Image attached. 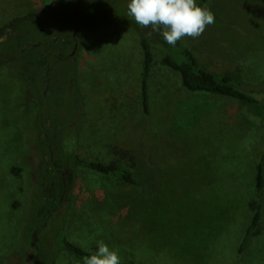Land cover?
Wrapping results in <instances>:
<instances>
[{
  "label": "rangeland",
  "instance_id": "rangeland-1",
  "mask_svg": "<svg viewBox=\"0 0 264 264\" xmlns=\"http://www.w3.org/2000/svg\"><path fill=\"white\" fill-rule=\"evenodd\" d=\"M52 1L0 0V7L5 5L0 20ZM109 1L112 12L144 31L127 15L129 0ZM204 6L214 13L215 23L197 39L183 38V44L207 70L234 73L248 91L263 98L264 0H209ZM64 22L74 29L73 20L64 14L54 25ZM45 30L48 27L34 26L31 35ZM96 30L98 52L91 65L88 51L69 41L64 50L78 68L72 58L57 60L47 79L46 96L45 73L37 72L44 99L31 97L30 85L15 81L13 71L0 79V256L8 257L7 264H21L23 228L36 210L45 209L42 264H84L66 250L53 248L63 234L91 253L103 240L117 250L120 264H148L143 256L151 254L133 255L125 247L124 229L107 222L122 218L145 233L134 232V240L146 241L159 264H264V216L261 234L243 254L238 252L253 216L249 202L256 197L261 153L252 162L249 158L261 148L252 142V152L249 143L243 148L242 138L212 123L225 110L229 122L248 123L254 132L263 124L262 118L244 102L187 92L180 75L161 63L160 50L182 61L180 47L155 35L151 37L157 56L149 83L150 114H146L139 87L144 60L140 34L118 18L102 21ZM85 64L98 78L91 85L90 99L81 81H90L83 71ZM120 77L135 86L128 87ZM100 80H105V92L118 108L100 90ZM101 114L107 117V129L108 125L111 132L114 128L112 136L119 131L118 139L106 140L101 147L84 143L85 123L91 119L90 129L98 132ZM109 115L115 121H108ZM99 139L105 140L101 135ZM67 153L92 161L118 160L133 171L139 185L75 167L73 161H66ZM14 166L23 168L20 175L12 173ZM35 255L30 248L27 264L34 263Z\"/></svg>",
  "mask_w": 264,
  "mask_h": 264
},
{
  "label": "trees",
  "instance_id": "trees-1",
  "mask_svg": "<svg viewBox=\"0 0 264 264\" xmlns=\"http://www.w3.org/2000/svg\"><path fill=\"white\" fill-rule=\"evenodd\" d=\"M209 0H197V3L204 6ZM109 0H53L49 6H41L37 4L33 7L28 8V10L18 17H8L6 14L5 17L0 20V79L7 77L5 73L15 72L17 78L14 80L18 83H28L30 89L33 92L35 98L46 96L47 83L50 71L53 66L57 63V60L61 58H72L73 56L65 52V48L69 41H73V46L83 50H87L88 54L86 57L88 63L95 59L98 52V39L96 38L97 28L102 24V21H108L111 19H119L129 30L138 32L141 37V47L144 53L143 68L140 81V92L142 98L143 109L146 114H150V80L153 73V69L156 63L157 53L154 48L152 37L146 35L147 32L151 31L150 28H143L144 31L138 29L136 26H132L128 19L124 16L119 15L118 13L112 12L110 8ZM5 6V5H4ZM1 5V7H4ZM0 7V11L2 10ZM5 10V9H4ZM60 14H64L66 17L73 20L75 27L70 30L66 28V22L60 25H54L55 20ZM46 28L48 27V32H41L39 35H34L31 31V28ZM146 30V31H145ZM72 31V32H71ZM91 35L94 37L89 38ZM155 36H161L157 33H153ZM162 37V36H161ZM164 40V39H163ZM165 44L166 42L163 41ZM180 47L184 59L182 61L178 60L172 53L167 50H160L161 54V63L163 66L177 72L181 77V85L183 88L189 92H201L207 93L212 96L226 97L239 102H244L249 104L254 108V112L262 118L263 124L258 127L256 131H252L248 123L244 124H232L226 118L225 110L222 111V115L217 119L212 120L213 125L216 128H222L226 131H229L232 135H238L242 138L243 148L245 143L250 144L251 152L252 146L254 145L257 148V145L260 146V152L257 151L249 158V162L255 160L257 153H261L260 161L256 167V197L249 202V208L253 212L251 224H249L243 234V237L240 242L238 252L243 254L252 244L254 238L262 232V220L264 216V97L258 98L254 91H248L242 79L231 72H211L207 70L199 61L197 56L183 44V40H180L176 44ZM74 48V49H75ZM91 50V52H90ZM97 51V52H96ZM159 52V50H157ZM95 56H91V54ZM91 56V57H90ZM76 63V61H75ZM77 64V63H76ZM90 64V63H89ZM91 65V64H90ZM75 66V64H74ZM78 64L75 66L77 67ZM17 68V69H16ZM78 68V67H77ZM76 68V69H77ZM42 71V72H41ZM83 71L90 79L81 80L84 83L83 92L86 93V97L90 99L93 96V90L91 89L92 84H96V79H98L95 74L91 71L89 66L86 64L83 65ZM37 72L45 73L43 81L45 82V88L43 89L42 95L40 91V86L38 85L41 80L37 82ZM77 74V78H78ZM18 79V80H16ZM120 79L127 84L128 87H134L135 85H130L129 80L124 77ZM103 81H98V86L105 97L110 100L112 104L118 108V105L115 103V100L112 99L110 94H107L105 91V85ZM42 91V89H41ZM44 96V97H45ZM43 97V99H44ZM110 97V98H109ZM43 103L40 104L39 111H42ZM227 112V110H226ZM113 120L112 116H108V121ZM89 122L85 123L86 126V135L84 143H94L98 147H101L105 144L106 140L113 142L118 139L119 131H116L117 135L112 136L110 131V126L108 125L107 129V117L105 115L100 116L97 120L98 132L95 133L90 129L92 124ZM115 121V120H113ZM108 130V133H107ZM104 134V135H103ZM98 135V137H97ZM99 135L105 138L104 142H101ZM46 138V136H45ZM249 139V140H247ZM49 141L46 138V142ZM252 142V144H251ZM50 143H52L50 141ZM79 147V146H78ZM251 152H243L244 154H252ZM67 153L65 156L66 161H73L74 166H82L90 170L96 171L98 173L114 176L120 181L131 184L139 185L137 178L135 177L133 171L121 163L118 160H100L92 161L90 159L81 158L78 153ZM66 155V154H65ZM125 156L124 154H122ZM23 168L14 166L12 168V173L14 175H20V172ZM59 201V198L56 199ZM47 204V202H46ZM17 203L15 207H17ZM56 205L53 204L49 206L50 212L53 211ZM48 211V210H47ZM45 212V209L40 211V209L34 214V217L29 218V222L25 224L22 232V246L18 250L19 256L21 258V264H27L25 257L30 248H34L36 255L34 258L33 264H42V259L44 258V248L42 246V238L45 233L44 223L48 222V216ZM44 219V220H43ZM110 222L114 227H121L124 231V242L125 247L132 251L133 255H141L140 252L145 251L150 255L149 258L144 260L148 264H159L158 259L156 258L157 253L153 252L148 248V244L145 241V237H142L145 241L144 244L136 242L134 232L144 233L142 230L138 229L130 220L125 218L119 219L117 221H107ZM65 231V230H64ZM145 234V233H144ZM128 238V240H127ZM122 243V240H121ZM56 244V243H55ZM59 248L66 250L69 254L78 260L84 261L85 256H90L91 253L84 249L83 247L78 246L77 244L70 241L65 234H63L59 240L58 246L53 248ZM142 256V255H141ZM175 263V261H173ZM8 257L0 256V264H7ZM186 264V263H185Z\"/></svg>",
  "mask_w": 264,
  "mask_h": 264
},
{
  "label": "clouds",
  "instance_id": "clouds-1",
  "mask_svg": "<svg viewBox=\"0 0 264 264\" xmlns=\"http://www.w3.org/2000/svg\"><path fill=\"white\" fill-rule=\"evenodd\" d=\"M127 15L141 28H150L146 35H161L175 47L185 37L199 38L215 23L214 13L197 0H129ZM94 254L84 257V264H120L117 250L100 240Z\"/></svg>",
  "mask_w": 264,
  "mask_h": 264
}]
</instances>
